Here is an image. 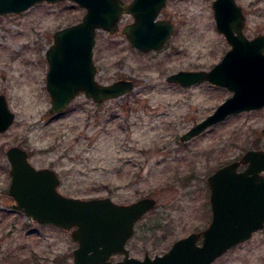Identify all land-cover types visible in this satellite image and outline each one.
Returning a JSON list of instances; mask_svg holds the SVG:
<instances>
[{"label": "rangeland", "instance_id": "rangeland-1", "mask_svg": "<svg viewBox=\"0 0 264 264\" xmlns=\"http://www.w3.org/2000/svg\"><path fill=\"white\" fill-rule=\"evenodd\" d=\"M215 0H167L158 19L175 32L160 51L142 53L122 32L99 29L93 49L97 80H134L130 93L96 103L84 94L62 113L50 115L46 52L60 28L78 23L86 9L73 1L40 3L0 16V94L15 120L0 133V264H75L71 231L33 221L14 208L7 151L20 146L37 167L55 169L59 190L83 199L110 197L128 203L157 200L132 240V255L169 250L208 221L207 178L250 149H264V107L231 115L187 142L180 136L232 92L203 82L180 87L167 76L180 70H209L231 45L217 32ZM243 8L247 37L264 35V0H236ZM206 197V199H205ZM211 264H264V230Z\"/></svg>", "mask_w": 264, "mask_h": 264}, {"label": "water", "instance_id": "water-1", "mask_svg": "<svg viewBox=\"0 0 264 264\" xmlns=\"http://www.w3.org/2000/svg\"><path fill=\"white\" fill-rule=\"evenodd\" d=\"M60 1L65 0H0V16ZM70 1L85 8L86 13L78 23L55 31L46 52L50 115L68 109L81 94L101 103L133 90L134 82L129 79L111 84L97 80L93 49L99 29L114 34L120 29L123 15H131L133 21L124 25L122 32L131 47L142 53L160 51L175 32L171 20L158 19L167 0ZM212 7L217 32L226 37L231 49L210 70H180L167 80L185 88L210 82L232 94L182 134V142L231 115L264 107V35L252 39L245 35L246 16L236 0H215ZM14 120L6 96L0 94V133L7 131ZM261 133L263 136L264 128ZM7 157L14 208L33 221L71 231L77 243L73 250L75 264H211L264 228V149L246 151L240 160L226 163L207 178L212 220L204 231L177 240L163 255L152 258L147 254L144 259L130 258L125 245L134 235L139 218L156 207L154 198L144 197L131 204H117L110 197L74 198L59 190L61 180L53 167L36 168L23 148L10 147ZM245 164L244 170L238 169ZM201 235L202 244L197 245ZM116 253L126 255L122 262H110V256Z\"/></svg>", "mask_w": 264, "mask_h": 264}, {"label": "flooded vegetation", "instance_id": "flooded-vegetation-1", "mask_svg": "<svg viewBox=\"0 0 264 264\" xmlns=\"http://www.w3.org/2000/svg\"><path fill=\"white\" fill-rule=\"evenodd\" d=\"M132 80V79H131ZM134 81V80H133ZM22 148H24V147H22ZM25 149V148H24ZM26 151H27V149H25ZM28 152V155H29V157H30V152L29 151H27ZM223 166V165H222ZM221 167V166H220ZM220 167H218V168H220ZM244 167H246V165H241L238 169L239 170H243V169H245ZM217 168V169H218ZM222 168V167H221ZM215 171H216V169H215ZM214 171V172H215ZM212 173V172H211ZM211 175V174H210ZM209 175V176H210ZM208 176V177H209ZM208 186H209V184H208ZM206 195H207V203H206V205H207V212H208V221H207V226L205 227V228H207L209 225H210V222H211V220H212V203L210 202L211 201V188L209 187L208 188V190H207V193H206ZM153 198V197H152ZM140 198L138 197V199L137 200H139ZM205 199H206V197H205ZM137 200H134V201H130V202H128V203H117V204H131V203H133V202H135V201H137ZM114 201V200H113ZM114 202H116V201H114ZM152 211V210H151ZM151 211H149L148 213H146L141 219L139 218V220L135 223V232H134V235L132 236V238L131 239H129L128 241H127V243H126V245H125V248L128 250V252H129V256H130V258L131 257H135V258H138V257H136V256H133L132 255V249L133 248H131V246H132V240L134 239V237H135V235L137 234V229H138V227L140 226V224H141V222L144 220V218H145V216L146 215H148V214H150V212ZM204 228V229H205ZM262 230H264V228L262 229ZM202 231H204V230H200V231H198V232H191V233H201ZM261 230H257L256 232H254L253 233V235H252V237L256 234V233H258V232H260ZM191 233H189V234H191ZM188 236V234L186 235V236H184V237H182V238H185V237H187ZM251 237V238H252ZM182 238H179V239H182ZM250 238V239H251ZM179 239H177V240H179ZM249 239V240H250ZM176 240V241H177ZM202 240H203V237H202V235L199 237V239H198V241H197V245H200V244H202ZM175 241V242H176ZM248 241V240H247ZM174 242V243H175ZM246 242V241H245ZM245 242H242V243H240V244H243V243H245ZM173 243V244H174ZM239 245V244H238ZM173 245H171V247H172ZM170 247V248H171ZM169 248V249H170ZM229 251V250H228ZM227 251V252H228ZM167 252V251H166ZM165 253V252H164ZM164 253H162V254H155V255H163ZM149 255L150 257H151V255L148 253V252H145V254H144V256L143 257H141L142 259H144V257L146 256V255ZM154 255V256H155ZM154 256H152V258L154 257ZM126 257V255L124 254V253H116V254H112L111 256H110V262H112V263H118V262H122L123 260H124V258ZM141 258H139V259H141ZM109 260V259H108Z\"/></svg>", "mask_w": 264, "mask_h": 264}, {"label": "trees", "instance_id": "trees-1", "mask_svg": "<svg viewBox=\"0 0 264 264\" xmlns=\"http://www.w3.org/2000/svg\"><path fill=\"white\" fill-rule=\"evenodd\" d=\"M125 1L129 2V1H131V0H125Z\"/></svg>", "mask_w": 264, "mask_h": 264}]
</instances>
